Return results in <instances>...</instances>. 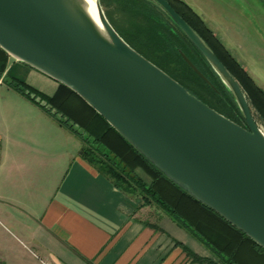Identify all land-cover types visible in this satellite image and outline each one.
<instances>
[{"label": "water", "instance_id": "95a60500", "mask_svg": "<svg viewBox=\"0 0 264 264\" xmlns=\"http://www.w3.org/2000/svg\"><path fill=\"white\" fill-rule=\"evenodd\" d=\"M152 1L217 73L247 128L134 50L99 0L102 31L75 0H0V48L75 92L169 180L264 249V133L212 49L167 0Z\"/></svg>", "mask_w": 264, "mask_h": 264}, {"label": "crops", "instance_id": "0c3cea01", "mask_svg": "<svg viewBox=\"0 0 264 264\" xmlns=\"http://www.w3.org/2000/svg\"><path fill=\"white\" fill-rule=\"evenodd\" d=\"M183 1L231 54L224 41L236 36L239 18L254 21L248 0ZM6 74L49 97L59 88L12 57ZM10 92L0 81V264H200L183 247L218 261L162 211L137 209L80 156L74 134Z\"/></svg>", "mask_w": 264, "mask_h": 264}, {"label": "trees", "instance_id": "16d2710c", "mask_svg": "<svg viewBox=\"0 0 264 264\" xmlns=\"http://www.w3.org/2000/svg\"><path fill=\"white\" fill-rule=\"evenodd\" d=\"M99 1L106 8V17L112 27L134 50L176 80L191 95L233 122L244 125V118L231 92L198 49L155 2L120 0L122 11L135 19V32L129 33L125 28L118 29L107 12L112 0ZM167 1L233 75L246 95L255 120L264 124V90L185 1ZM164 16L166 19H163ZM183 55L208 82L188 65ZM9 60L10 56L0 48V81L39 107L60 127L74 134L82 143L80 156L110 179L114 186L137 197V209L155 207L162 211L218 259L215 262L201 258L183 247L195 262L264 264L263 248L169 180L75 92L59 84L56 94L49 97L23 80L6 74ZM150 226L159 229L156 225Z\"/></svg>", "mask_w": 264, "mask_h": 264}, {"label": "rangeland", "instance_id": "374dc122", "mask_svg": "<svg viewBox=\"0 0 264 264\" xmlns=\"http://www.w3.org/2000/svg\"><path fill=\"white\" fill-rule=\"evenodd\" d=\"M152 1V0H151ZM192 1V0H191ZM120 0H112L107 12L111 14L112 21L118 29H126L129 33L135 32V19L129 13L122 11ZM248 9L244 11L254 14L252 24H244L243 19L239 18L234 27L237 34L225 39V43L232 51V55L242 64L245 70L253 77L256 83L264 90V0H248ZM106 16V8H103ZM245 10V9H244ZM107 18V17H106ZM163 19H166L164 16ZM109 21V20H108ZM140 37H143L139 34ZM145 36V35H144ZM9 96L15 99H22L16 92H10ZM257 120V119H256ZM259 128L264 133V124L257 120ZM134 198H137L133 196ZM138 199V198H137ZM139 200V199H138ZM155 207H145L146 213ZM149 213V212H148ZM195 241H198L194 238ZM208 253L214 255L208 248Z\"/></svg>", "mask_w": 264, "mask_h": 264}, {"label": "bare ground", "instance_id": "6f19581e", "mask_svg": "<svg viewBox=\"0 0 264 264\" xmlns=\"http://www.w3.org/2000/svg\"><path fill=\"white\" fill-rule=\"evenodd\" d=\"M75 2L83 8L86 14L91 18L97 28L102 31L101 25L98 20L96 10V0H75Z\"/></svg>", "mask_w": 264, "mask_h": 264}, {"label": "flooded vegetation", "instance_id": "af4514ba", "mask_svg": "<svg viewBox=\"0 0 264 264\" xmlns=\"http://www.w3.org/2000/svg\"><path fill=\"white\" fill-rule=\"evenodd\" d=\"M242 126L245 127V128H247L245 123H244V125H242Z\"/></svg>", "mask_w": 264, "mask_h": 264}]
</instances>
